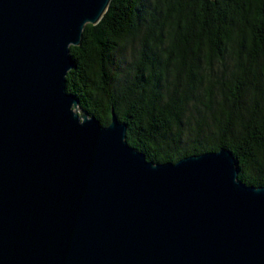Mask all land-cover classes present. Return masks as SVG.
Instances as JSON below:
<instances>
[{
    "label": "water",
    "instance_id": "obj_1",
    "mask_svg": "<svg viewBox=\"0 0 264 264\" xmlns=\"http://www.w3.org/2000/svg\"><path fill=\"white\" fill-rule=\"evenodd\" d=\"M110 0H0V264H264V186L226 147L155 163L68 92Z\"/></svg>",
    "mask_w": 264,
    "mask_h": 264
},
{
    "label": "trees",
    "instance_id": "obj_2",
    "mask_svg": "<svg viewBox=\"0 0 264 264\" xmlns=\"http://www.w3.org/2000/svg\"><path fill=\"white\" fill-rule=\"evenodd\" d=\"M69 49L66 90L147 160L226 147L264 186V0H110Z\"/></svg>",
    "mask_w": 264,
    "mask_h": 264
},
{
    "label": "rangeland",
    "instance_id": "obj_3",
    "mask_svg": "<svg viewBox=\"0 0 264 264\" xmlns=\"http://www.w3.org/2000/svg\"><path fill=\"white\" fill-rule=\"evenodd\" d=\"M137 43H138V42H137L136 40L133 42V44H135V45H137Z\"/></svg>",
    "mask_w": 264,
    "mask_h": 264
}]
</instances>
